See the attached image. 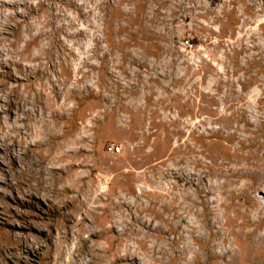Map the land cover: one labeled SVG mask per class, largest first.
<instances>
[{"label": "rangeland", "instance_id": "obj_1", "mask_svg": "<svg viewBox=\"0 0 264 264\" xmlns=\"http://www.w3.org/2000/svg\"><path fill=\"white\" fill-rule=\"evenodd\" d=\"M0 264H264V0H0Z\"/></svg>", "mask_w": 264, "mask_h": 264}, {"label": "built area", "instance_id": "obj_2", "mask_svg": "<svg viewBox=\"0 0 264 264\" xmlns=\"http://www.w3.org/2000/svg\"><path fill=\"white\" fill-rule=\"evenodd\" d=\"M109 151L111 153H118L120 151V149H119V147L111 146V147H109Z\"/></svg>", "mask_w": 264, "mask_h": 264}, {"label": "trees", "instance_id": "obj_3", "mask_svg": "<svg viewBox=\"0 0 264 264\" xmlns=\"http://www.w3.org/2000/svg\"><path fill=\"white\" fill-rule=\"evenodd\" d=\"M186 42H187V44H190V43H189V40H187Z\"/></svg>", "mask_w": 264, "mask_h": 264}]
</instances>
